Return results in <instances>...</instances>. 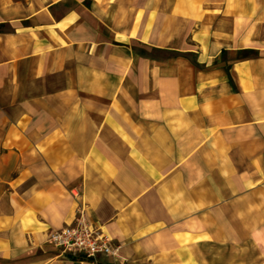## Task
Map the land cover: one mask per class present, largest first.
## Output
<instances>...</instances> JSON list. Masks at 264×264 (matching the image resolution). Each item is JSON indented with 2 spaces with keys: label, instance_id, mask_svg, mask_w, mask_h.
Masks as SVG:
<instances>
[{
  "label": "crops",
  "instance_id": "0c3cea01",
  "mask_svg": "<svg viewBox=\"0 0 264 264\" xmlns=\"http://www.w3.org/2000/svg\"><path fill=\"white\" fill-rule=\"evenodd\" d=\"M264 264V0H0V264Z\"/></svg>",
  "mask_w": 264,
  "mask_h": 264
},
{
  "label": "built area",
  "instance_id": "2783aa9c",
  "mask_svg": "<svg viewBox=\"0 0 264 264\" xmlns=\"http://www.w3.org/2000/svg\"><path fill=\"white\" fill-rule=\"evenodd\" d=\"M47 239L63 252L82 254L90 258L93 264H100L96 260V255L100 252L119 256L118 247L111 244L109 237L99 227L90 223L84 206L78 207L73 223L49 230Z\"/></svg>",
  "mask_w": 264,
  "mask_h": 264
}]
</instances>
